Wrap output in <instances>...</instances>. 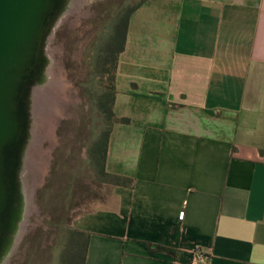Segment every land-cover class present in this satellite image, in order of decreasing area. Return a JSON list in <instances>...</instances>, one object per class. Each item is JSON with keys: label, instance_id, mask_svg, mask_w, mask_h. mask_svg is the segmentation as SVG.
Wrapping results in <instances>:
<instances>
[{"label": "crops", "instance_id": "crops-1", "mask_svg": "<svg viewBox=\"0 0 264 264\" xmlns=\"http://www.w3.org/2000/svg\"><path fill=\"white\" fill-rule=\"evenodd\" d=\"M95 207L65 264H264V0H134ZM85 255V260L83 257ZM69 256L74 257L68 262Z\"/></svg>", "mask_w": 264, "mask_h": 264}, {"label": "rangeland", "instance_id": "rangeland-1", "mask_svg": "<svg viewBox=\"0 0 264 264\" xmlns=\"http://www.w3.org/2000/svg\"><path fill=\"white\" fill-rule=\"evenodd\" d=\"M103 1L85 0L79 11L63 15L47 41L49 82L45 85H57L54 99L59 102V114L43 124L33 121L39 152L30 167L29 150L35 145L31 140L21 174L31 210L26 212L16 244L3 264H59L66 227L104 197L88 151L97 120L88 87L94 85L98 90L88 52L107 34L106 22L96 14Z\"/></svg>", "mask_w": 264, "mask_h": 264}, {"label": "water", "instance_id": "water-1", "mask_svg": "<svg viewBox=\"0 0 264 264\" xmlns=\"http://www.w3.org/2000/svg\"><path fill=\"white\" fill-rule=\"evenodd\" d=\"M70 1L0 0V264L25 218L21 174L34 128V93L46 84V44Z\"/></svg>", "mask_w": 264, "mask_h": 264}, {"label": "trees", "instance_id": "trees-1", "mask_svg": "<svg viewBox=\"0 0 264 264\" xmlns=\"http://www.w3.org/2000/svg\"><path fill=\"white\" fill-rule=\"evenodd\" d=\"M134 10L132 9L129 16ZM129 16L122 18L121 22L115 28V31L112 35L106 34L105 37L101 40L100 43L96 44V48H93L88 52V58L92 62L90 63L93 67V70L96 72L95 77H98L100 80V86L98 94L102 93L100 96L99 109L104 115L105 124L109 122V125L114 123L127 124L128 119H119L116 118L114 114V104L116 97V70L118 65V60L120 54L124 51L127 37V27ZM103 89V92L101 91ZM99 94V95H100ZM111 134V129H108L102 133L99 137L98 143L92 148V151L89 153L90 158L93 161H96L98 165L100 176L104 174V166L106 163L107 157V146L109 137ZM93 166V165H92ZM71 253V248L67 246L64 250V261L63 264L67 262L66 254ZM66 255V256H65ZM85 260V255L83 261ZM74 257L69 256L68 262H73Z\"/></svg>", "mask_w": 264, "mask_h": 264}, {"label": "flooded vegetation", "instance_id": "flooded-vegetation-1", "mask_svg": "<svg viewBox=\"0 0 264 264\" xmlns=\"http://www.w3.org/2000/svg\"><path fill=\"white\" fill-rule=\"evenodd\" d=\"M134 0H104L103 3L101 4L100 8L97 10L96 14H99V17H101L104 22H106V26H108V29L106 28V32L109 35H112L115 31V28L117 25L121 22L122 18H125L129 16L132 8L134 7L133 5ZM102 13V16H101ZM96 48V44L92 46V49ZM97 76V75H95ZM94 79H98V84L100 86V80L98 77H94ZM92 78V80H94ZM89 91L88 92V99L91 100L92 105H93V114L97 117V120L94 121V132H95V137L94 140L92 141L91 146L89 147V153L92 151V148L98 143L99 141V131L102 129V125L105 124V118L101 110L99 109V104H100V99L102 93L99 95L97 92L99 90H96V87L93 85V87L90 86L88 87ZM103 92V89L101 90ZM104 123V124H103ZM91 164L93 165V169L95 171V177H98V180L96 179V183L99 184L100 180V175L98 174L99 168L98 165L96 164V161H93L91 159Z\"/></svg>", "mask_w": 264, "mask_h": 264}, {"label": "bare ground", "instance_id": "bare-ground-1", "mask_svg": "<svg viewBox=\"0 0 264 264\" xmlns=\"http://www.w3.org/2000/svg\"><path fill=\"white\" fill-rule=\"evenodd\" d=\"M84 1L85 0H71L69 8L67 9V11L64 14L65 15L70 14L72 11H75V10L79 11L81 9V7L83 6ZM48 76H49V73L47 75V78H48ZM48 82H49V80H48ZM48 82L46 81V83H48ZM56 86L57 85H55L53 83H49V84H47V86L44 85V86L36 89V91L34 93V99H33V102H34L33 108L34 109L32 108V117H33V112H35L34 120L37 121V124H40V123L43 124V122L47 121L49 118L50 119L54 118V120H55L56 117L58 116V114H59L58 103L59 102L57 103V100H55L56 98L54 99V95L56 94V91L58 90V89H56ZM58 87L60 88L61 86L58 85ZM34 104H35V107H34ZM49 116H51V117H49ZM32 133H33V139L32 140H33V143L35 145L32 146V148H30V150H29L28 164L30 165V167L33 168L34 157L36 158V154L39 152L38 151L39 141L37 140V136H38L37 131H35L33 129ZM26 158H27V156H26ZM24 168H26V167H24ZM30 210H31V207H29V205H26L25 206V215H26V212H29ZM22 225H23V223H22ZM22 225H21L20 231L23 228Z\"/></svg>", "mask_w": 264, "mask_h": 264}, {"label": "built area", "instance_id": "built-area-1", "mask_svg": "<svg viewBox=\"0 0 264 264\" xmlns=\"http://www.w3.org/2000/svg\"><path fill=\"white\" fill-rule=\"evenodd\" d=\"M211 256L201 249L196 248L193 255L192 264H211Z\"/></svg>", "mask_w": 264, "mask_h": 264}]
</instances>
